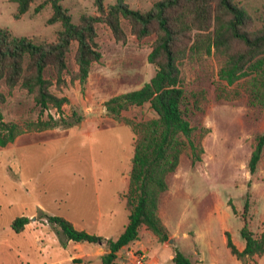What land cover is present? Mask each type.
I'll list each match as a JSON object with an SVG mask.
<instances>
[{"label":"rangeland","instance_id":"obj_1","mask_svg":"<svg viewBox=\"0 0 264 264\" xmlns=\"http://www.w3.org/2000/svg\"><path fill=\"white\" fill-rule=\"evenodd\" d=\"M114 1L103 0V5ZM122 1L143 12L157 0ZM235 1L251 16L252 27L259 26L264 0ZM41 2L34 0L15 17L16 3L0 0V28L33 42L52 38L61 26L59 22H46L51 7L47 3L36 8ZM59 3L72 23H77L81 15L97 14L92 0ZM121 26L126 34L124 42L115 41L105 23H95L100 58L91 63L83 83L74 78V44L66 53L61 82L53 71L46 70L50 92L66 98L60 110L40 112L23 88L15 86L8 91L0 80L5 96L0 102V120L24 128L12 142L0 147V235L4 239L6 231V264H71L60 262L67 254L66 240L45 220L42 213L47 212L36 206L68 220L81 219L77 226L111 239L127 221L124 194L134 134L124 120L137 123L156 115L144 103L128 107L120 113L121 120H116L105 111L103 102L140 87L155 67L146 60L153 36L137 40L123 19ZM220 61V55L211 51L178 62L180 85L189 104L186 118L194 128L192 139H199V159H192L187 149L166 177L167 189L160 194L158 216L167 239L158 242L141 226L137 239L117 251L116 264H172L170 257L175 249L196 264H264V253L239 260L225 243L226 233L236 249L243 247L239 230L244 222V202L247 228L255 235L264 230V146L254 171L248 169L250 153L264 134V107L250 102L251 91L244 83L247 76L229 86L218 79ZM77 116V123L64 126V121H74ZM49 117L56 121L55 127L40 131L27 127L38 118ZM21 215L28 217L27 226L14 232L11 221ZM47 236L54 239V246L40 253L38 247ZM82 243L86 248L95 246L102 253L106 251L103 242ZM73 244L70 241L67 246L70 252ZM52 247L55 252L59 250V255L52 254ZM95 261L72 259L76 264Z\"/></svg>","mask_w":264,"mask_h":264},{"label":"trees","instance_id":"obj_2","mask_svg":"<svg viewBox=\"0 0 264 264\" xmlns=\"http://www.w3.org/2000/svg\"><path fill=\"white\" fill-rule=\"evenodd\" d=\"M11 1L16 3L15 17H18L34 0ZM59 2L42 0L36 7L48 3L51 14L46 22L60 23L61 28L50 39L33 42L0 28V80L8 91L15 86L23 88L40 112L48 108L60 110L66 102L65 97H57L50 92L51 82L45 73L50 69L56 80L61 82L66 53L72 44L75 45L74 78L79 83L85 81L91 63L100 58L95 40L96 22L105 23L115 41L124 42L126 39L121 19L126 21L130 34L137 40L153 36L146 56L147 62L155 67L153 75L140 87L113 95L103 102L105 111L116 120H121L120 113L128 107L144 103L156 115L137 123L124 120L131 125L134 140L124 194L128 214L122 231L114 239L105 238L75 228L62 216L42 213L65 240L90 244L103 242L106 251L98 256L100 264H116L117 251L137 239L141 226L150 231L158 242L167 239L166 229L158 216L159 197L167 189L166 177L175 170L180 155L187 149L192 159H199V139H192L194 128L186 118L189 104L180 85L178 62L197 59L211 51L218 53L221 57L218 79L229 86L247 76L244 83L251 91L250 102L264 107V4L260 25L253 28L251 16L235 0H157L143 12L129 8L122 0H115L107 7L103 0H92L97 14L81 15L77 23L71 22L66 8ZM4 98L0 91V102ZM79 120L77 116L74 121H64V126ZM56 124L51 117L46 120L38 118L27 127L40 131ZM23 129L14 122L0 120V147L12 142ZM263 146L264 134H261L249 156L250 172L254 171ZM246 208L247 202H244V222L239 230L243 239L242 249H236L225 233L229 252L239 260L264 253V230L255 235L247 228ZM27 222L28 218L21 215L15 217L10 226L14 232H19ZM170 261L172 264H196L176 249Z\"/></svg>","mask_w":264,"mask_h":264},{"label":"crops","instance_id":"obj_3","mask_svg":"<svg viewBox=\"0 0 264 264\" xmlns=\"http://www.w3.org/2000/svg\"><path fill=\"white\" fill-rule=\"evenodd\" d=\"M36 209L37 210H43L44 212H47V214L52 215L48 211H46L44 208H42L41 206H36ZM25 217H27V216H25ZM68 221H70L71 224L75 228L77 227V229H82V230L86 231L85 229L80 228V226L76 225L77 223H82L81 219L69 218ZM27 223L24 224V225L27 226ZM3 234H4V239H1V235H0V264H6V259H7V253H6V246H7L6 231ZM104 236L106 237V235H104ZM37 238H38V236H37ZM70 241L71 240H66V244H65L64 248L66 247L67 254H66V257L62 261L60 260L61 263L62 262H66V263L76 264V263L72 262V259H74V258H81V259H85L86 258V260L96 259L95 264L98 263V260H99L98 256L102 254V252L99 251L100 249L96 248L95 246L86 248L85 245L82 242H74V244L71 245L72 252H70V249H68V247H67L70 244ZM37 242H38V240H37ZM71 242H73V241H71ZM45 243H46V245H45ZM49 245H53L54 246V239L53 238L49 239V237L47 236V238L44 240V244H42V245H40L38 247V252H40V253L41 252H43V253L47 252L46 250L49 249ZM52 250H53V252H52V254H53L55 252V250H56L55 247ZM55 253L59 255L60 252H59V250H57ZM99 262H100V260H99ZM150 262H151V260H150ZM56 263L59 264V261H57ZM77 264H82V262L81 263H77Z\"/></svg>","mask_w":264,"mask_h":264},{"label":"built area","instance_id":"obj_4","mask_svg":"<svg viewBox=\"0 0 264 264\" xmlns=\"http://www.w3.org/2000/svg\"><path fill=\"white\" fill-rule=\"evenodd\" d=\"M135 262H136V263H139L140 261H139V259H136Z\"/></svg>","mask_w":264,"mask_h":264}]
</instances>
